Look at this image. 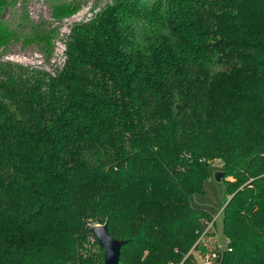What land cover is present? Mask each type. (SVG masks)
Returning a JSON list of instances; mask_svg holds the SVG:
<instances>
[{"label": "trees", "instance_id": "1", "mask_svg": "<svg viewBox=\"0 0 264 264\" xmlns=\"http://www.w3.org/2000/svg\"><path fill=\"white\" fill-rule=\"evenodd\" d=\"M30 1L0 0V264H103L96 225L119 264H196L215 161L218 264H264V0H109L58 37Z\"/></svg>", "mask_w": 264, "mask_h": 264}, {"label": "rangeland", "instance_id": "2", "mask_svg": "<svg viewBox=\"0 0 264 264\" xmlns=\"http://www.w3.org/2000/svg\"><path fill=\"white\" fill-rule=\"evenodd\" d=\"M83 4L80 10L73 15L60 20L54 19L51 15V8L47 0H32L27 4L28 15L31 20L38 21L42 18L44 21L50 24L51 29L55 31V35H71L72 30L78 25L88 24L95 19V16L99 13L109 0H82ZM94 2V4H92ZM9 17V13L5 15ZM5 18V19H6ZM58 37V36H57ZM56 37V39H57ZM33 51H38L36 48L23 49L20 45H13L7 53L11 55H30ZM10 62L17 63L16 65H30V60H20L17 58L9 59ZM224 172L220 162L215 161L209 168V177L205 180L202 194H195L190 197V205L194 209H200L207 211L216 216L218 212L224 206L225 201L228 199L226 195V181L232 182V178L223 177L221 182H218L214 178L216 172ZM222 217L218 218V221L213 228H210L206 234L202 236V242L199 245L197 251L193 253L198 264H202L205 261V257L210 256L212 253L217 252V246L224 248L226 246L225 237L222 232ZM92 240L85 244V247H90ZM92 250L96 249L92 246ZM195 254V255H194Z\"/></svg>", "mask_w": 264, "mask_h": 264}, {"label": "water", "instance_id": "3", "mask_svg": "<svg viewBox=\"0 0 264 264\" xmlns=\"http://www.w3.org/2000/svg\"><path fill=\"white\" fill-rule=\"evenodd\" d=\"M224 177V172H216L214 178L221 182ZM94 237L98 246L103 251V264H119L121 248L126 244V241L113 239L108 232L107 226H95L93 229Z\"/></svg>", "mask_w": 264, "mask_h": 264}, {"label": "built area", "instance_id": "4", "mask_svg": "<svg viewBox=\"0 0 264 264\" xmlns=\"http://www.w3.org/2000/svg\"><path fill=\"white\" fill-rule=\"evenodd\" d=\"M58 49L60 52H63V47L61 45L58 46ZM20 60H26V59H20ZM32 64V63H31ZM30 64V65H31ZM221 217V210L218 212V214L214 217H212V221L210 222L206 232L210 229L213 228L214 225L216 224V222L218 221V218ZM96 226H102V225H96ZM205 232V233H206ZM96 240V239H95ZM202 242V237L200 238V240L197 243H201ZM225 242H226V246L224 248H221L220 246H217V252L212 253L210 256L205 257V261L202 264H218V258L219 256L224 253V252H230L231 249L229 248V241L225 238ZM195 255V254H194ZM195 258V257H194ZM196 260V259H195ZM196 264H198V262L196 261ZM201 264V263H200Z\"/></svg>", "mask_w": 264, "mask_h": 264}]
</instances>
